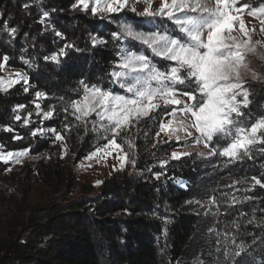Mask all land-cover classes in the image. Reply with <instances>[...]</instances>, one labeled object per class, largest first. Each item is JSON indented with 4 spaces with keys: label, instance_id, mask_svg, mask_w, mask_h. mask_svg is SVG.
<instances>
[{
    "label": "trees",
    "instance_id": "trees-1",
    "mask_svg": "<svg viewBox=\"0 0 264 264\" xmlns=\"http://www.w3.org/2000/svg\"><path fill=\"white\" fill-rule=\"evenodd\" d=\"M74 3L75 0H0V64L4 63L6 55L8 66L26 70L29 77L28 92L24 91L22 81L7 91H0V151L29 149L31 155L44 156L34 166L11 171H8L10 164L0 161V193L4 192V187L19 186L18 194L11 195L14 205L9 208L17 222L10 227L18 225L26 234L24 242L0 238V264H177L195 235L198 220L194 200H200L203 191L196 190L195 184L207 167L214 176L212 197L217 200L214 205L218 215L212 232L214 237L210 238L212 264H264V187H252L251 179L255 176L264 183V155L258 151L264 145L253 149L251 159L227 165V158L218 154L209 160V166L197 153L175 160L170 157L179 144L175 141L159 143L156 137L161 117L155 122L144 119L116 138L124 153L129 154L128 159L136 160V173L131 174L133 167L126 164L123 170L103 181L96 197L87 195L93 190L91 185L77 190L76 177L73 170L66 167L61 144L78 163L97 148H104L107 139L90 131L91 122L86 132L85 126L63 109L83 96L81 80L106 89L111 63L116 58V53L109 48L123 42L107 32H114L110 24L96 18L91 10L73 9ZM44 12L50 15L43 18L42 23ZM126 15L134 19L133 14ZM6 26L16 29L15 36L5 30ZM56 32L72 38L77 45L78 50L72 56L75 62L65 60L53 64L44 59L46 55H36L39 53L38 48L34 49L37 45L55 51L51 39ZM96 35L106 37L105 45H92L90 38ZM24 58L31 67L24 63ZM260 90L264 92V85ZM36 92H45L46 98H37ZM37 103L42 110H55L51 119L41 123L60 131L63 141L53 142L52 134L46 139L39 134L32 135L40 123L33 121L38 119ZM17 105L25 107L14 112ZM30 110V123L24 125L23 119ZM245 112V120L251 123L260 116L254 110ZM17 114L21 116L20 121L14 119ZM170 118L163 117L165 122ZM95 119L92 115L89 121ZM65 123L76 126L65 132ZM5 126L13 131H5ZM17 136L21 139H14ZM127 141H134V147L129 148ZM210 145L221 150L226 146L225 143L218 145L217 138ZM154 173L163 175L156 179ZM35 175L54 195L46 206L30 208L27 200ZM234 181L239 193L251 197L245 206L247 213L240 212L236 204L224 202V197L232 194ZM183 183L187 184L186 188ZM76 194L80 195L78 199L71 200ZM253 217L254 222L249 223ZM237 224L239 228L234 226ZM225 226L234 228L235 241L215 246L216 235H222ZM240 244L245 250L234 256Z\"/></svg>",
    "mask_w": 264,
    "mask_h": 264
},
{
    "label": "snow or ice",
    "instance_id": "snow-or-ice-1",
    "mask_svg": "<svg viewBox=\"0 0 264 264\" xmlns=\"http://www.w3.org/2000/svg\"><path fill=\"white\" fill-rule=\"evenodd\" d=\"M142 2L146 6L140 12H137L135 6L129 8L130 0H76L72 7L81 11L90 8L94 16L102 18L109 14L130 11L138 19H135L133 24L122 23L120 32L112 33L113 39L123 36L126 40L140 42L151 49L154 56L173 62L174 66L161 71L149 57L122 47L118 53L119 59L114 62L110 75L112 82L119 84L130 95H120L111 89L89 85L81 80L79 83L83 96L71 101L63 111L70 112L76 121L85 126L86 132L89 131L87 124L91 122L93 127L90 131L107 139L104 148H97L96 153L104 151L109 155L110 152L107 151L109 148L121 147L116 143V138L122 131L135 127L144 119L155 122L160 116L156 137L160 138L161 133H164L166 139L160 138L159 143L167 144L173 140L179 142L194 138L197 143H204L208 148L210 144L215 143L216 138H226L230 140L226 147L222 150L212 147L208 155L218 154L226 157L225 165L244 158L251 159L253 149L257 145H264V117L257 119L250 127L241 126L245 123V110L252 103L245 84L249 79L264 81V76L252 70L247 59L248 54H256V46L261 44L259 40L254 42L251 40V36L244 28V20L239 16L250 5L241 3L237 7V0H214V6L211 7L205 0H161L159 7L153 8V0H142ZM257 13L264 14V5L252 9L248 14L255 16ZM49 15V12H44L41 22L43 23V18ZM165 18L175 25L178 30L177 35H170L167 29L138 31L134 26L138 24L155 27L158 20L163 22ZM236 20H239V32L247 39L233 34L232 24ZM261 23V32H264V21ZM5 30L12 36L16 34L15 28L9 29L6 26ZM56 35L62 36L60 32H56ZM91 43L95 47L106 42L102 38L92 37ZM69 48H75V45L66 44L44 59L59 64L61 58L67 55L66 49ZM261 59H264V55ZM3 60L6 62L9 57L5 55ZM24 63L31 67L28 60H24ZM0 67H3V64H0ZM15 75V80L4 81L0 78V91H7L22 81L25 85L24 91L28 92V75L19 72ZM36 97L46 98V93L36 92ZM171 105H182V107H173L169 111L168 107ZM24 107L17 105L13 111L17 112ZM36 108L37 114L42 115L44 120L51 119L55 112L54 109L40 112L39 104ZM177 112L183 114L185 119L177 121L175 126L173 120L165 122L163 119L168 116L175 117ZM93 113L96 119L89 121ZM31 116L32 113H28L23 119L24 125L30 123ZM14 119L20 121L21 116L17 114ZM65 119L67 120V116ZM75 126L65 123L63 130L67 132ZM4 130L13 131L10 126H5ZM46 132L54 136L53 142L64 140V136L55 128L47 130L38 128L32 132V135H44ZM181 132L183 135H180ZM14 139L21 138L17 136ZM127 143L129 148L134 147V141ZM29 151V149L8 151L6 154L0 151V161L19 164ZM258 151L264 155V147H260ZM128 155L126 152L118 157L121 161L119 170H123L126 164L135 168L136 160L128 159ZM132 155L134 156L135 153L133 152ZM189 155L191 153L173 151L170 158L179 160ZM162 175L163 173H154L156 179H160ZM251 179L254 182L252 187L255 185L264 187V183L257 177L253 176ZM99 183L101 182L97 181V184ZM250 198L245 197V200ZM242 202L235 196L230 201L232 204ZM211 203H217L215 197L211 198ZM254 220L255 217L249 223H253ZM236 227L239 228V225L237 224ZM233 241H235L234 236ZM237 247L239 250L233 254L234 256H239L245 250L243 244Z\"/></svg>",
    "mask_w": 264,
    "mask_h": 264
},
{
    "label": "rangeland",
    "instance_id": "rangeland-1",
    "mask_svg": "<svg viewBox=\"0 0 264 264\" xmlns=\"http://www.w3.org/2000/svg\"><path fill=\"white\" fill-rule=\"evenodd\" d=\"M160 2L161 0H153V5H152L153 8L159 7ZM205 2L208 3L210 7L214 6V0H205ZM241 3H248L250 5L248 9H244L243 12L239 14L240 19L244 20L245 30L249 33V35L251 36V40L253 42L257 40L261 41V44L256 46V54L255 55L248 54L247 59L251 69L256 71L261 76H264V59H261V56L264 55V32H261V27H262L261 22L264 21V14L257 13V15L255 16H250L248 14L249 11H251L252 9H258L262 5H264V0H237L236 6L239 7ZM131 6H135L137 12H140L143 11L146 4L143 3L142 0L141 2H137V0H130L129 8ZM128 12L131 13L130 11L126 10L123 13L109 14L107 17L104 18L100 16H96V18L106 21L108 24L111 25L112 27L111 30L114 31L113 33H118L120 32V25L122 23L133 24L134 20L138 19L134 16L133 13L131 14H133L134 19L132 20L128 18L126 15V13ZM162 25L165 28H163ZM134 26L138 31L150 32V31H163L164 29H167L170 35L178 34V30L175 28V25L172 22L168 21L166 18L163 20V22L158 20L156 22L155 27H152L151 25L144 26L138 24H134ZM46 27L48 28V25H46ZM239 27H240L239 20L234 21L232 24L233 34L237 36H241L244 39H247V37L243 36V34L239 32ZM107 32L112 34L111 31H107ZM95 37L98 39L102 38L104 41H106L105 36L101 37L96 35ZM119 39L122 40L123 42L122 45L116 47H110V48L107 46V48L113 50L116 53V58L111 63L112 67L110 73L113 70L114 62H116L119 59L118 53L122 47H127L129 51L138 54H143L149 57V59H151L152 62L156 65V67L159 68L161 71H166L170 66H174L173 62L165 61L160 57L154 56L151 49H149L145 45H142L140 42L126 40L123 38V36H121ZM51 43L52 46L55 48V51L44 50L45 49L44 46L37 45L34 47V49L36 48L39 49V53L36 55L39 56L41 54H44L46 56H50L53 52H57L61 47H64L66 44H73L75 45V48L66 49L67 55L61 58V62L59 64H61L65 60L73 61L72 56L76 53L77 45L73 43L72 38L65 35L58 37L55 34V36L51 39ZM101 45H105V44H101ZM101 45H97L95 47ZM42 51H45V53H42ZM30 55H31L30 52H28V56ZM32 55H34V53ZM53 64L56 63L53 62ZM18 72L27 74L26 70L19 67H10L4 61L3 67L0 68V78H3L4 81H8L9 79L15 80L16 79L15 74ZM261 85H264V81L251 80V79H249L248 82L245 84V87H247L250 92V100L252 101V103L249 105L248 110L257 111L258 112L257 114L260 115L257 119L264 117V92L260 90ZM105 88L111 89L120 95H130L127 94L124 91V89L120 87L119 84H115L112 82L111 75L110 77H108L107 85ZM173 107L179 108L182 107V105H171L168 107V109ZM20 111L21 110H19V112ZM35 111L38 112L37 109ZM39 111L47 112L42 109H39ZM30 113H32V110H30ZM93 115L95 114L93 113ZM182 119H185L183 114L177 112L176 116L171 117L169 120H173V126H175L176 122ZM43 120L44 119L42 115H38V119L37 118L33 119L35 123L40 121L39 128L45 130L51 129V128H46L45 125L41 123ZM256 120H254L252 123H255ZM252 123L250 122V120L247 121L245 120V123L242 124L241 126L250 127ZM50 134L51 133L46 132V134L40 135V137L46 139L47 137H49ZM180 135H183V133L181 132ZM160 138L166 139L164 133H161ZM217 140H218V145H221V143L222 144L225 143L227 146V144L230 143V140L226 138H217ZM177 143L179 144V146L174 151L188 152L191 154L197 153L198 155L206 159L205 164L207 166L211 164L209 160H211L213 156L208 155L209 149L212 148L211 145H209V147L206 148L204 146V143H197L194 138H189L187 141L182 140ZM61 146L63 148V157L65 158L66 161V167L68 169L71 168L76 177L77 190H80L83 185H91L93 187V190L87 195L92 197L98 196L103 181L107 177H110L119 170L121 161L118 159V157L124 155V151L122 147H120L119 149L109 148L107 150L108 152H110L109 155H106L104 151H101L100 153H96L95 151L94 152L96 153L95 155H93L92 153L91 155L82 159L78 163H75L74 155L70 154L68 150H66V147L63 144H61ZM201 153H203V155H201ZM43 158L44 156L42 154L31 155L28 153V155L22 158V162L19 164L8 162V164L11 165L10 170L8 171L19 170L25 166H34L37 162H39ZM130 173L135 174L136 170L132 168L130 170ZM97 181H100L101 183L97 184ZM213 181H214V176L212 169L210 167H207V169H205V173L195 184L196 190H203L201 191L202 192L201 199L194 200V202H196L194 206V210L196 211L198 223L196 225L195 235L191 244L188 246L185 255L177 262V264H212L210 257L211 254L210 238L211 236L212 238L214 237L212 235L213 232L212 229L215 228L218 217L216 207L214 204L211 203V198L213 195V186H212ZM234 182L232 183V187H231L232 194L225 196L224 202L228 205L234 206V204L230 203V201L231 198L235 196L238 200L243 201L242 203H236V206H238L240 212L247 213L245 212V206H247L250 203V199L245 200L247 193H239L235 187L236 182L235 183ZM182 185L184 188L187 187L186 183H183ZM17 186H18L17 184H14L12 188L4 187V192L0 193V238L2 239L6 238L8 240L13 239L15 242L22 240L24 242L26 235L24 233L25 232L24 229L20 226L18 227V225L17 228L10 227L11 223L17 222V220L12 218V213L9 208V206L14 205V199L11 200V195L18 194L19 186L18 187ZM30 190L31 191L28 195V200H27V205L30 208L46 206V204L51 200L52 196L54 195L53 190L47 185H45L44 182L37 175L33 177V180L30 183ZM79 196H80L79 194H76L72 197L71 200H76L78 199ZM11 218L13 219L12 221H10ZM233 229L234 228L230 229L229 227L225 226L223 228L222 235H216L215 246H219L220 243H226V242H229L230 244L234 243L233 234H232Z\"/></svg>",
    "mask_w": 264,
    "mask_h": 264
}]
</instances>
